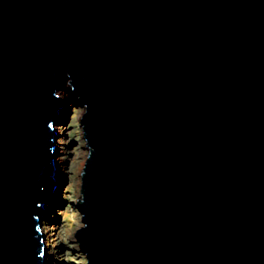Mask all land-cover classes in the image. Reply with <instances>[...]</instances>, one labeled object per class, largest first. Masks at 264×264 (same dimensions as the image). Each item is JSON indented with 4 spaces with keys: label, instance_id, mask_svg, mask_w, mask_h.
Wrapping results in <instances>:
<instances>
[{
    "label": "water",
    "instance_id": "95a60500",
    "mask_svg": "<svg viewBox=\"0 0 264 264\" xmlns=\"http://www.w3.org/2000/svg\"><path fill=\"white\" fill-rule=\"evenodd\" d=\"M66 86L87 264H264V0H0V264H48Z\"/></svg>",
    "mask_w": 264,
    "mask_h": 264
},
{
    "label": "rangeland",
    "instance_id": "374dc122",
    "mask_svg": "<svg viewBox=\"0 0 264 264\" xmlns=\"http://www.w3.org/2000/svg\"><path fill=\"white\" fill-rule=\"evenodd\" d=\"M61 91L66 93L64 106H67L62 109L58 121V128L62 131L58 136L60 166L42 228L44 226L45 243L49 242L46 245L48 264H87L76 237L77 230L83 225L76 202L80 197V176L88 154L81 126L84 108L68 94L67 86Z\"/></svg>",
    "mask_w": 264,
    "mask_h": 264
},
{
    "label": "bare ground",
    "instance_id": "6f19581e",
    "mask_svg": "<svg viewBox=\"0 0 264 264\" xmlns=\"http://www.w3.org/2000/svg\"><path fill=\"white\" fill-rule=\"evenodd\" d=\"M60 94H61V96H62V98H63V101H64V100H65V96H66L65 94H66V93H65V92H62V91L60 90ZM65 106H67V105L65 104ZM65 106H64V104H63L62 109H63V108H66ZM62 109H61V111H62ZM65 110H66V109H65ZM83 112H84V110H83ZM82 115H83V114H82ZM62 116H63V113H62L61 117H62ZM61 133H62V131H61V129H59V135H60ZM80 177H81V176H80ZM80 184H81V182H80ZM80 186H81V185H80ZM46 245H47V246L49 245V242H48V241L46 242ZM46 253H47V248H46Z\"/></svg>",
    "mask_w": 264,
    "mask_h": 264
}]
</instances>
